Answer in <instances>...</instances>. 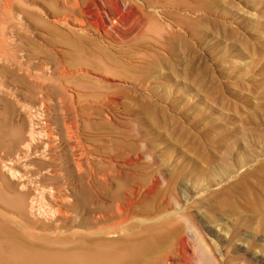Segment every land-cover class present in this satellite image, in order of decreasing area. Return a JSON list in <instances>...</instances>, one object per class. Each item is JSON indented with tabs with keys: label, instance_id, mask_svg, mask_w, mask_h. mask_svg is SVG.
<instances>
[{
	"label": "rangeland",
	"instance_id": "obj_1",
	"mask_svg": "<svg viewBox=\"0 0 264 264\" xmlns=\"http://www.w3.org/2000/svg\"><path fill=\"white\" fill-rule=\"evenodd\" d=\"M36 1L39 12L28 8L14 29L21 67L0 64V142L15 135L5 103H42L62 143L55 156L72 132L91 154L92 200L47 229L0 202V230L25 245L16 250L102 251L92 264H264V0H89L95 26L83 30L73 28L79 15L47 20L44 12L62 13V0L57 9ZM37 162L13 167L34 177ZM73 162L60 167L72 203L83 199ZM1 172L0 189L15 198ZM7 244L0 242V264L14 260Z\"/></svg>",
	"mask_w": 264,
	"mask_h": 264
},
{
	"label": "bare ground",
	"instance_id": "obj_2",
	"mask_svg": "<svg viewBox=\"0 0 264 264\" xmlns=\"http://www.w3.org/2000/svg\"><path fill=\"white\" fill-rule=\"evenodd\" d=\"M27 1H30L31 3L28 4ZM51 1L54 3V5H55V7L57 9L59 7L58 6L59 5V0H51ZM62 1H63V5H62L63 7L61 8L62 9V13H59L56 10L53 11V12H51V11L50 12H44V15H46L45 17L46 18L48 17L47 20L51 18V20L53 22H63L65 24V23H68L71 20L72 17H74V18L77 17L78 18V15H79V16L82 17V20H79L80 22H77L75 20L77 22V25L79 27H77V28L76 27H73L74 29L83 30L84 29L83 26L85 25V23H87V25H89L91 27H94L95 26V25L92 24V22H90V17L93 18V11L94 10L92 11V8H95L96 7V5H95L96 3H94V5L92 6V5H90L89 0H83L81 2H78V0H62ZM105 2H106V0H105ZM128 4H130V2ZM110 6H112V5H110ZM28 8L32 9L35 12H39V9H40L39 2H37L36 0H26V1L25 0H0V64L2 63L3 66L6 65L4 63H8V62H10L12 60H15L14 61L15 64L18 67H21V63L18 61L19 59L15 58L14 53H12L13 52V49H12L13 43L16 40H18L19 37H20V35H18L17 32L14 31V29L15 28H20L22 26V21H23L22 14ZM47 8L49 10V7H47ZM150 9H151V7H150ZM42 11H43V9H42ZM151 12H153L154 14H156V13H159L160 11L158 12L156 9L153 8V9H151ZM141 13H143V12H141ZM30 14H32V13H30ZM145 16H147V15H145ZM98 17H99V15H98ZM131 17H133V16H131ZM101 19L99 21H101ZM143 20H144V24H148V22L151 21V18H149V20L146 19L147 22H146L145 19H143ZM141 21H142V19H141ZM118 22H120V21H118ZM57 24H55V25H57ZM95 24H96V22H95ZM130 24H131V22H130ZM70 25H71V23H70ZM104 28H106V27H104ZM95 29H97V28L95 27ZM129 36H131V35H129ZM119 38H120V34H119ZM126 39L124 41H126ZM24 68H23V70H24ZM11 69H13V68H11ZM32 74H34V73H32ZM28 75H29V72H28ZM35 76H40V75H37L36 74ZM39 78L40 77H38V79ZM37 97H39V95ZM42 100H40V101H42ZM32 103H34V102H32ZM45 104H47V103H45ZM3 115L6 118L8 117V119L9 118H12V120L14 121L15 126H13L14 127V131L13 132H14L15 135H14L13 139H11L10 141H4V142L1 141L0 142L2 144V146H3L2 149H5L6 150V153L7 154L9 153L11 155V158L10 159L8 158L6 161L5 160H0L1 163H2L0 165V167H1L0 170L4 173V175L6 177V180H4V183H6L5 184L6 189L8 190V192L14 193L16 195V197L15 198H11L10 196H8L5 193H3L2 190L0 189V202L2 203V205L4 207L11 208L12 210H14V212L18 213L19 215L24 216L25 214H27V216L32 219V224L35 226V228L36 227H41L42 229H47L46 227H49L50 226V224L52 222L50 221L51 222L50 223L49 220H52L53 222L54 221L55 222H58V220H61V219L67 220L69 218V214L71 212L75 211V209L77 207H80V206L85 207V205H87V202H89V201L92 200L91 193H89L87 191V189H88L87 186L89 184L87 186L85 185L86 183H88V182H85V181H88L89 180L88 179V175H87V169L89 168L88 165L90 164V163L88 164V158H89L88 156H90L91 154L87 156L88 150L86 151L85 145H83V143L81 142L82 140L81 139L79 140V136L80 135L77 136V133L78 132L77 133L76 132H72L73 136L70 137V138H68L67 143H65L66 141L64 142L65 143L64 144V147L66 146L67 148H63V149L64 150H68V152H70V153L69 154L68 153H63L64 150H61L59 152L60 154L58 153L55 156V154L53 153L54 150H56V152H57V149H60L62 143H61L60 138H59L60 135L57 137L56 135L52 134V132H50L49 129L47 128V125H49V124H47V122H44L45 119H46V117H45L46 114H45L44 105L42 103L40 105H38V106L37 105H34V104L32 106H30V105H27V104H20V103L18 104L17 101H16V104L14 105V107H12L9 103H5V105L3 107ZM2 123L4 125V121ZM73 124H75V123H73ZM7 126H9V124H7ZM49 127H51V126H49ZM79 127H80V125H79ZM74 130H76V129H74ZM67 136H68V134H67ZM73 137H74V139H72ZM72 140H74L75 146H77L79 148V151H80V152H78L79 153V156L77 158H73V154H76V153H74L75 147H73V145H71ZM85 143H86V141H85ZM69 155L71 157H69ZM35 157L36 158L38 157L39 159H42V162L34 163L35 166L38 168V172L34 175V177H31L30 175L27 176V175H25L23 173H20V171H18L17 169H14L13 166H18V165H21L22 167L23 166L24 167L28 166V165H26L27 164L26 163L27 160H30V159L35 158ZM95 159H98V158H95ZM75 160H77V162H73ZM56 161H58V162H56ZM70 161L73 162V163H76L75 164L76 165V171H77L78 180H79V182L81 184L80 190H81V195H82V198H83L81 201H79L78 195H77L74 198L75 200L73 201V203L70 201L71 199L69 198L70 197L69 196V193H67L66 190H65V193H64V191L62 193V191L60 189L62 187V185L65 184V181L67 180L66 175L61 174V172L63 170H61L60 167H62V164L63 165H66V167L69 166V164H70L69 162ZM24 167H23V169H24ZM33 169H35V168H33ZM114 170H116V169H114ZM71 172H72V170H71V168H69L68 174H71ZM113 173H114V171H113ZM45 175L47 177H44ZM97 177H99V175ZM102 178H103V176H102ZM46 180L47 181H52L53 184H45V181ZM136 186H138V184H136ZM73 190H74V188H73ZM147 192H148V190H147ZM127 198H126V200H127ZM133 200L135 201V199H132V201ZM132 201H130V202H132ZM135 203H137V202H135ZM130 206H131V204H130ZM116 208H118V207H116ZM117 210H119V209H117ZM124 210L122 209L123 212H125ZM129 210H131V209H129ZM0 213H3L4 215H6V213L3 212V210H0ZM74 213L75 212H73V214ZM173 213H176V211H173ZM56 216H57V218H56ZM103 217H104V215H102V214L99 215L98 214L97 217L95 218V219H97L96 222L97 223L98 222L100 223L101 220L103 219ZM8 218H9V216H8ZM127 218H128V216H127ZM42 219L44 221H41ZM124 220H126V218ZM124 220H123V222H125ZM27 221H28V219H27ZM135 221H137V220H135ZM28 222H27V224H28ZM141 222H146V220L145 221L144 220H141ZM32 224H30V226H32ZM56 225H57V223H56ZM116 225L114 224V226H116ZM3 226L5 227V225H3ZM118 226H117V228H120L121 227V226L120 227H118ZM77 227H79V226H77ZM115 228L116 227H114V229ZM21 229H22V227H21ZM26 229H28V228H26ZM32 229H33V227H32ZM110 229H112V228H107L106 230H110ZM185 229H186V227H185ZM10 232H8L7 230H2L1 229L0 230V242L1 241H4V240H7L9 242V244L6 245L7 248H5V247L4 248H5V250L7 249V251H10V253L14 257V260L17 261L14 264H22V263H25V264H92L91 263L92 261H94V260H99L100 261V259L103 256V253L100 250L96 251V253L94 252L95 254L92 251H89L88 253L82 255V254H79V251H76L75 249H64V248H57V249H52V248H37V247H34L33 245L27 246V247H29V248L32 249V253H30V254L23 253V252H21V250H16L17 248H24L25 247V245L23 244V240L19 239V236L13 235L14 232H12L13 234H11ZM96 235L102 237L104 235H107V232L105 230L103 231V230H99L98 229ZM179 240H180V238H179ZM97 242H100V241H97ZM183 242H184V240H183ZM213 244H214V242H213ZM214 247H215V245H214ZM85 249H87V248H85ZM215 249H218V248L216 247ZM179 252H181V251H179ZM10 253H8V254H10ZM14 260H13V262H14ZM221 260H222V258H221ZM6 262L8 264L13 263L12 261H8V259H7Z\"/></svg>",
	"mask_w": 264,
	"mask_h": 264
}]
</instances>
